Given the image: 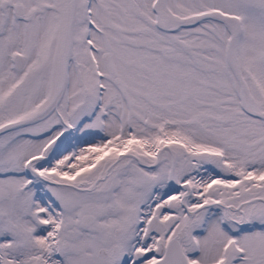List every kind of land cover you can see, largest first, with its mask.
<instances>
[{
	"label": "snow or ice",
	"instance_id": "6c2138e0",
	"mask_svg": "<svg viewBox=\"0 0 264 264\" xmlns=\"http://www.w3.org/2000/svg\"><path fill=\"white\" fill-rule=\"evenodd\" d=\"M0 264H264V0H0Z\"/></svg>",
	"mask_w": 264,
	"mask_h": 264
}]
</instances>
